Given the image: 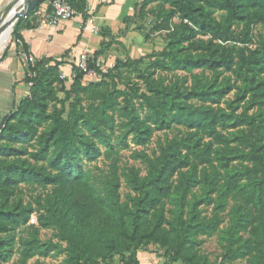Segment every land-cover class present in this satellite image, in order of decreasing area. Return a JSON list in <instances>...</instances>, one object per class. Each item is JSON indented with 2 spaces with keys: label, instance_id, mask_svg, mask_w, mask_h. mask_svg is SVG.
Returning <instances> with one entry per match:
<instances>
[{
  "label": "trees",
  "instance_id": "obj_1",
  "mask_svg": "<svg viewBox=\"0 0 264 264\" xmlns=\"http://www.w3.org/2000/svg\"><path fill=\"white\" fill-rule=\"evenodd\" d=\"M52 1L43 0L15 25L13 37L21 41L24 52L29 53L30 48L21 31L34 28L36 11ZM72 1L80 13L88 7L87 0ZM157 1L160 0H143L139 6L143 9ZM163 1L181 16L182 23L174 29L166 49L151 61L146 80L152 95L146 98L141 112L130 109L126 116L127 130L119 143L128 146L131 137L134 145L146 146L157 132L177 127L183 128L185 134L161 149V156L150 164L144 179L134 180L132 206H120L113 200L117 186L114 194L98 189L97 178L89 164L101 157L111 160L118 152L109 140H103L106 147L103 152L88 136L101 133L95 117L101 114L111 119L107 113L116 107L114 95L105 90V80L114 81L125 70L131 73L133 66L142 63V58L117 60L108 71L97 69L101 82L88 86L84 84L85 75L77 65L73 66L74 77L70 79L72 84L66 98L72 100V104L67 116L64 102L54 96L61 63L47 60L37 61L35 66L29 64L26 83L28 87L30 82L33 85L28 95L0 121V189L12 195L22 184L55 187L49 207L51 222L43 226L59 228L62 240L70 249L69 264H99L122 242L133 249L130 264H140L137 253L142 245L163 236L172 242L173 263L193 264L198 257L196 239L211 236L218 229L217 222L201 223L195 219L199 202L192 196L194 189L200 186L205 193L201 199L209 203L219 199L223 204L232 198L256 210L257 221L262 222L253 226L251 239L241 248L247 252L240 250L239 256L249 257L251 264H264V50L236 65L227 58H217L220 46H215L213 40L201 38L212 35L223 42L233 41L230 32L233 23L264 20V0ZM197 2L203 5L197 6ZM138 7L135 15L126 19V24L141 15ZM203 7L210 12H203ZM216 11L227 13L226 20L217 22L213 18ZM174 13L168 16L172 18ZM10 48L11 45L2 59L10 54ZM19 53L17 49L14 54L19 56ZM102 54L103 51L94 54L90 67H95V61ZM197 69H226L242 84L233 83V77L221 82L203 81L200 75L193 77L190 88L165 87L151 80L158 71L192 73ZM30 73L35 75L32 77ZM236 89L237 100L245 104L240 106L235 101L223 107V100ZM92 99L100 100L96 113L83 106L86 100ZM50 100L61 103V108L49 112ZM111 120L114 122V118ZM44 126L48 138L36 154V159L44 162L42 167L26 162H4L3 158L10 155L8 143L31 142ZM247 129L254 130L257 136L247 140L244 135ZM235 161L239 163L235 165ZM183 173L186 179L182 178ZM210 191L216 192L217 198H212ZM167 201L174 206L172 222H168L160 210ZM32 214L31 206L0 210V234L16 232L27 225ZM242 221L250 222L247 218ZM165 225L168 228L162 232Z\"/></svg>",
  "mask_w": 264,
  "mask_h": 264
},
{
  "label": "rangeland",
  "instance_id": "obj_2",
  "mask_svg": "<svg viewBox=\"0 0 264 264\" xmlns=\"http://www.w3.org/2000/svg\"><path fill=\"white\" fill-rule=\"evenodd\" d=\"M196 5L202 6L203 3L197 2ZM170 12L174 13L175 10L169 4H165L163 0H160L150 3L143 9L140 8L141 15L134 19L133 22L135 24L132 21L127 23V32L134 28L137 31V38H142L141 40L145 38L144 40L152 45V48L155 50L148 55H143L141 57L142 63L138 67L133 66L131 73H127L125 70L116 80H105L107 84L105 90L113 94L116 99L115 109L107 113L109 118H114V122L111 119L103 118L100 114L95 118L101 133L87 135L90 141L96 147L101 148L103 152L106 150V147L102 143L103 140L111 141L112 148L118 152L111 160L101 157L98 161L89 164V168L93 172V176L97 178L98 189L103 193L114 194L113 191L117 186V194L113 195V200L120 206H132L131 197L135 196L134 180L136 178L144 179L147 176L150 164L161 156V149L164 146L172 144L185 134L183 128L177 127L173 130L157 132L152 141L146 146L134 145L131 143V137L129 138L128 146L123 144V142H120L122 145H119V138L123 137V134L127 130L126 124L128 123V119L126 116L130 109L133 107L138 112H141L146 98L152 95L146 80V71L150 70L148 68L151 61L166 49L174 29L182 23L179 14L174 13L175 15L171 18L168 16ZM203 12L208 13L210 11L206 7H203ZM226 17L227 13L225 12H213V18L217 22L225 21ZM88 24L91 23L88 22ZM15 25L12 27L13 32L5 51L8 46L11 45L12 47L15 45L16 41L13 37ZM138 28L140 30H137ZM230 32L234 40L229 42H223L212 35L201 38L206 41L213 40L215 46H220L216 51L215 56L217 58H227L234 61L236 65L241 64L244 59H250L253 55L263 52L264 20L251 24L249 22H235ZM110 45H113L112 41ZM118 50L117 53H119L121 58H124V47L119 46ZM151 54L154 55L150 56ZM88 55L91 60L95 59L90 53ZM113 55L117 56L116 52ZM141 58L132 60L125 57L124 59L134 61ZM104 60L107 64V59ZM105 71H108V69H105ZM143 75H145L144 78L141 77ZM199 75L203 81L213 80L214 82H221L225 78L233 77L232 73L226 69H197L192 73L185 70L158 71L152 76L151 80L156 85H163L165 87L190 88L193 77ZM56 76L54 96L59 101L64 102L66 108L65 116H67L70 112L72 100H66V98L72 80L63 79L61 73ZM101 80V76L97 75L93 78H85L84 84L88 86L92 83H100ZM232 80L238 86L242 84L241 82H236L234 77ZM237 93L238 90L236 89L227 95L223 100L222 106L226 107L235 101L240 106H243L245 103L244 101L239 102L237 100ZM99 104L100 100L92 99L86 100L83 106L86 110L96 113ZM61 106V103L50 100L49 112H52L56 107L61 108ZM241 111L242 108L239 112ZM28 127L27 125L26 128ZM85 134L88 133L86 132ZM103 135L106 136V139ZM244 135L247 140H250L251 138H255L257 133L254 130L247 129ZM47 138L48 133L46 126H44L39 129L38 136L31 142H23L21 144L8 143L10 155L3 158L4 162H26L37 168L42 167L44 162L38 161L36 154L42 150V143ZM235 145L233 144V146ZM238 163V161L234 162L235 165ZM181 176L183 179H186L185 173ZM54 195L55 187L52 186H28L22 184L12 195L4 193L0 189V210L22 209L29 208V206L33 210V214L27 225L14 233L5 231L0 234V264H69L68 262L71 258L70 249L68 244L62 240L59 228L56 225L43 226V223L51 222L49 219L52 214L49 211V207L50 203L53 202ZM203 196H205L204 191L200 186H197L192 196V199L194 198L197 200L196 202H199L195 209V219L201 223L217 222L218 229L211 236L198 237L196 239V253L198 257L194 260L193 264H251L249 257L239 256V251L247 252L241 248L251 239L253 226H257L262 222V220L257 221L259 215L256 210L243 201H235L232 198H229L226 203L220 204L219 199H216L215 203H209L208 200L201 199ZM210 196L217 198V193L210 191ZM198 198L201 200H198ZM160 210L168 222L174 220V206L169 201ZM244 218L249 219L250 222L243 223L242 219ZM167 228L165 225L162 232L167 230ZM172 246L171 240L163 236L142 245L137 255L140 252L144 253L143 256L151 264H184L182 261L175 263L171 261ZM129 247V244L124 242L119 243L118 249L99 264H130L129 260L133 249ZM34 253L35 255L29 258Z\"/></svg>",
  "mask_w": 264,
  "mask_h": 264
},
{
  "label": "crops",
  "instance_id": "obj_3",
  "mask_svg": "<svg viewBox=\"0 0 264 264\" xmlns=\"http://www.w3.org/2000/svg\"><path fill=\"white\" fill-rule=\"evenodd\" d=\"M10 1L0 0V13ZM142 1L90 0L85 12H79L80 15L71 21L55 27H44L37 18V22L33 23L35 27L24 29L21 34L29 45V53L35 56L38 62H60V73L70 79L74 76L73 66L83 53L94 56L96 52L103 51L95 62L103 61V67L106 68L102 70L105 71L109 66H114L118 59H138L155 50L145 38H137L134 28L127 32L128 25L125 21L135 15ZM84 15L89 16L87 20ZM88 20H93V23L88 24ZM111 41L113 45H110ZM119 46L124 47V58L117 53ZM17 49L19 56L14 54ZM21 51L20 45L15 43L10 48V54L0 58V121L29 93L26 83L29 64L21 58ZM115 52L117 56L113 55ZM104 59H107V64ZM143 254L140 252L138 255L140 264H151Z\"/></svg>",
  "mask_w": 264,
  "mask_h": 264
},
{
  "label": "built area",
  "instance_id": "obj_4",
  "mask_svg": "<svg viewBox=\"0 0 264 264\" xmlns=\"http://www.w3.org/2000/svg\"><path fill=\"white\" fill-rule=\"evenodd\" d=\"M88 2L90 0H87ZM72 0H53L50 4L42 5L37 11L35 16L39 18L40 25L44 27H55L59 26L63 22L71 21L77 16L80 15L79 11L76 10L73 6ZM28 14V13H27ZM27 14L24 18L27 17ZM92 24L93 20H89ZM18 45L21 44L20 40H15ZM21 58H23L27 64L35 66L37 63V59L35 56L30 53L21 51ZM90 56L88 53H83L80 55L77 68L78 70L85 75V78H93L97 76V69H103V61L95 62V67H90ZM113 66H109L107 69H112ZM35 74L30 73V76H34ZM74 77V76H73ZM63 79H70L65 74H62ZM32 83H29V87H32Z\"/></svg>",
  "mask_w": 264,
  "mask_h": 264
},
{
  "label": "water",
  "instance_id": "obj_5",
  "mask_svg": "<svg viewBox=\"0 0 264 264\" xmlns=\"http://www.w3.org/2000/svg\"><path fill=\"white\" fill-rule=\"evenodd\" d=\"M42 1L43 0H11L5 9L0 13V24L3 23V28L9 25H12L13 27L27 13L34 11ZM16 5H22V8L17 12H15Z\"/></svg>",
  "mask_w": 264,
  "mask_h": 264
},
{
  "label": "bare ground",
  "instance_id": "obj_6",
  "mask_svg": "<svg viewBox=\"0 0 264 264\" xmlns=\"http://www.w3.org/2000/svg\"><path fill=\"white\" fill-rule=\"evenodd\" d=\"M22 8V5H16L15 9L17 11H19ZM14 12V11H13ZM9 19V17H8ZM3 23L0 24V56L3 54V52L5 51L6 46L9 43V40L11 38V34L13 32V28L12 25L6 26L3 28Z\"/></svg>",
  "mask_w": 264,
  "mask_h": 264
}]
</instances>
